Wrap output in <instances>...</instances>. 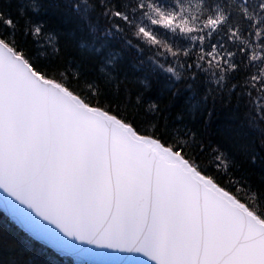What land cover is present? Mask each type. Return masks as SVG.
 <instances>
[{
    "label": "snow or ice",
    "instance_id": "obj_1",
    "mask_svg": "<svg viewBox=\"0 0 264 264\" xmlns=\"http://www.w3.org/2000/svg\"><path fill=\"white\" fill-rule=\"evenodd\" d=\"M71 9L0 0V264H264V0Z\"/></svg>",
    "mask_w": 264,
    "mask_h": 264
},
{
    "label": "trees",
    "instance_id": "obj_2",
    "mask_svg": "<svg viewBox=\"0 0 264 264\" xmlns=\"http://www.w3.org/2000/svg\"><path fill=\"white\" fill-rule=\"evenodd\" d=\"M56 2L61 6V10L66 12L69 16L74 15L72 13L71 6L73 3L77 2V0H56ZM65 39L66 38H62V43L64 42ZM5 227L8 228L9 232H11L15 235H19V232L16 229H14L11 225L7 224L3 212L0 211V229H3ZM29 247H32V245L30 244ZM36 251L39 252L41 257L44 259H58V257L50 256L46 250H43V249L39 248L38 246L36 247ZM3 256H4V253L0 252V257H3ZM25 259H26V257H25Z\"/></svg>",
    "mask_w": 264,
    "mask_h": 264
}]
</instances>
